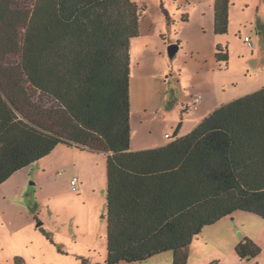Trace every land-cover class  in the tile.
Here are the masks:
<instances>
[{
  "label": "trees",
  "instance_id": "1",
  "mask_svg": "<svg viewBox=\"0 0 264 264\" xmlns=\"http://www.w3.org/2000/svg\"><path fill=\"white\" fill-rule=\"evenodd\" d=\"M230 4L214 1L215 35L228 31ZM139 18L130 0H0V185L59 145L104 153L103 264L165 252L187 264L205 227L237 211L264 220V87L182 137L130 151L129 45ZM214 59L227 65V48L217 45ZM235 253L252 260L261 249L245 237Z\"/></svg>",
  "mask_w": 264,
  "mask_h": 264
},
{
  "label": "rangeland",
  "instance_id": "2",
  "mask_svg": "<svg viewBox=\"0 0 264 264\" xmlns=\"http://www.w3.org/2000/svg\"><path fill=\"white\" fill-rule=\"evenodd\" d=\"M214 1L130 0L140 14L139 35L129 45L130 151L191 131L221 104L264 84V0H231L224 35L213 30ZM172 44L178 51L171 60ZM217 45L227 48V65L215 61ZM106 188L105 154L65 146L12 175L0 186V264L15 257L25 264H103ZM245 237L260 247L256 259L237 257ZM135 264H172V253ZM187 264H264V220L237 211L205 227L189 246Z\"/></svg>",
  "mask_w": 264,
  "mask_h": 264
},
{
  "label": "crops",
  "instance_id": "3",
  "mask_svg": "<svg viewBox=\"0 0 264 264\" xmlns=\"http://www.w3.org/2000/svg\"><path fill=\"white\" fill-rule=\"evenodd\" d=\"M259 30L263 33V35H264V22H262V21H259ZM264 87V84H261L260 86H257L256 88H254V90H247V91H245L244 92V94H242V96H245V95H247V94H250V93H253V92H255V91H258V90H260L261 88H263ZM242 96H240V97H242ZM240 97H236L235 99H237V98H240ZM235 99H233V100H235ZM232 101V100H231ZM230 102V101H229ZM226 103H228V102H226ZM226 103H224V104H226ZM221 105H223V104H221ZM209 114H210V112H209ZM208 114V115H209ZM207 117V116H206ZM192 131V130H191ZM190 130H186L185 132H183V134H179V135H177V137H182V136H184V135H186V134H188L189 132H191ZM166 136V135H165ZM169 141L167 140V138L165 137V141H162V142H160V143H158V144H156V145H154V146H149V148H142L141 150H145V149H151V148H156V147H160V146H163V145H165V144H167ZM59 146H61V145H59ZM58 147V146H57ZM71 149H74V150H76L77 152H81L80 150H77L76 148H74V147H71ZM88 151V150H87ZM132 151H139V150H132ZM47 157V156H46ZM45 157V158H46ZM44 159V158H43ZM43 159H41V160H43ZM40 160V161H41ZM37 162H39V161H37ZM26 168H28V167H26ZM25 169V168H24ZM22 170V169H21ZM17 173V172H16ZM74 177H76V176H73L72 178H74ZM77 179H78V183H79V180H81L82 178H81V174L79 175V176H77L76 177ZM1 186V185H0ZM104 197H105V195H104ZM105 218H106V215H105ZM189 251V250H188Z\"/></svg>",
  "mask_w": 264,
  "mask_h": 264
},
{
  "label": "built area",
  "instance_id": "4",
  "mask_svg": "<svg viewBox=\"0 0 264 264\" xmlns=\"http://www.w3.org/2000/svg\"><path fill=\"white\" fill-rule=\"evenodd\" d=\"M245 42H246L248 47L252 48V43L248 37H245ZM199 99H200L199 97L194 98V100H193L194 106L199 102ZM166 137H168V135H166ZM71 189H72V191H77V189H78V179L76 177H74L71 180Z\"/></svg>",
  "mask_w": 264,
  "mask_h": 264
},
{
  "label": "water",
  "instance_id": "5",
  "mask_svg": "<svg viewBox=\"0 0 264 264\" xmlns=\"http://www.w3.org/2000/svg\"><path fill=\"white\" fill-rule=\"evenodd\" d=\"M178 51V46L177 45H170L168 47V57L172 60L174 59L176 53ZM246 260H251L250 258H247Z\"/></svg>",
  "mask_w": 264,
  "mask_h": 264
}]
</instances>
